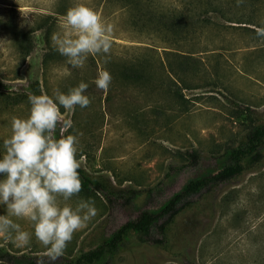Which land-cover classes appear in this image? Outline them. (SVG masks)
<instances>
[{
  "label": "rangeland",
  "instance_id": "rangeland-1",
  "mask_svg": "<svg viewBox=\"0 0 264 264\" xmlns=\"http://www.w3.org/2000/svg\"><path fill=\"white\" fill-rule=\"evenodd\" d=\"M76 4L91 7L112 25L114 46L107 63L102 55L89 56L78 69L57 51L45 61L48 39L62 32L65 14ZM232 10L240 19L229 21L212 13L216 24L184 40L149 32L120 0H0V80L5 84L0 89V154L3 140L11 135L12 118L28 117L30 95L67 93L83 81L89 85L85 94L90 106L74 111L61 107V113L74 122L69 132L80 134L81 167L119 189L110 197L81 191L66 202L75 207L81 199L94 200L98 215L74 235L57 261L97 248L141 209L154 208L193 177L216 173L228 162L229 149L245 146L246 135L264 124V39L255 32L264 26V0H244L240 6L236 0ZM8 19L29 32L28 55L4 27ZM164 46L181 52L171 54L177 64L187 61L184 81L164 69H156L149 83L120 76L118 68L135 58L167 62ZM100 70L113 77L107 92L94 83ZM260 149L264 152V137ZM194 150L200 155L196 165L190 156ZM131 191L139 192L133 202L124 198ZM0 214H5L3 206ZM17 222L33 231L31 223ZM170 234L171 244L165 248L130 233L113 264H264V162L196 195ZM0 247L34 258L45 251L35 238L31 246L18 248L3 235ZM0 264L6 263L0 259Z\"/></svg>",
  "mask_w": 264,
  "mask_h": 264
},
{
  "label": "clouds",
  "instance_id": "clouds-1",
  "mask_svg": "<svg viewBox=\"0 0 264 264\" xmlns=\"http://www.w3.org/2000/svg\"><path fill=\"white\" fill-rule=\"evenodd\" d=\"M243 3L237 0V6ZM60 27L62 32L51 37L52 46L72 67L83 69L89 56L102 55L108 62L114 46L113 27L91 7L76 4L69 8ZM255 32L264 39V26ZM112 81L108 70H100L94 83L107 92ZM88 87L81 81L67 93L30 95L28 117H13L11 135L3 140L0 206L5 214H0V235L18 248L31 246L35 238L45 250L36 264H55L74 235L98 215L94 200L81 199L75 207L66 203L79 195L83 183L78 171L80 134L69 132L74 122L62 115L61 107L66 111L89 107ZM19 220L31 223L33 231L23 230Z\"/></svg>",
  "mask_w": 264,
  "mask_h": 264
},
{
  "label": "trees",
  "instance_id": "trees-1",
  "mask_svg": "<svg viewBox=\"0 0 264 264\" xmlns=\"http://www.w3.org/2000/svg\"><path fill=\"white\" fill-rule=\"evenodd\" d=\"M124 7L133 12V19L145 24L149 32H165L171 35L188 39L200 35L205 28L217 23L212 13L217 16L237 21L236 12L232 10L236 0H176V2L164 3L162 0H120ZM4 27L8 29L14 39L17 40L22 54L28 55L32 49V40L29 32L20 29L14 20L8 19ZM49 42V52L45 61L52 57L56 51L52 42ZM145 49L157 52V48L146 46ZM164 62L160 58L158 65L147 57H139L122 64L119 74L123 78L139 80L144 83L152 82L156 69H164L168 73H174L183 80L182 72H186L188 64L180 59L179 63L172 60L171 54L178 53L177 48L164 46ZM181 53V52H179ZM186 62V63H185ZM184 81V80H183ZM5 84L0 80V89ZM179 96V90L174 91ZM59 138V132L56 133ZM264 137V124L256 125L246 135V145L236 149H229L228 162L216 173H209L200 177L189 179L182 188L174 192L170 197L160 202L154 208H143L135 218L129 219L116 229L112 237L104 244L84 252L76 258L65 262L56 261L55 264H113V259L130 233H135L141 242H151L168 247L171 244V230L177 217L194 202L196 195L212 191L217 185L236 179L246 170H253L264 162V152L260 149V141ZM192 164H198L200 155L197 151H191ZM82 179L85 194L104 192L108 197L118 195L119 189L113 186L111 180L101 175L90 173L80 167L78 170ZM138 191H131L124 195L126 201L133 202L138 198ZM151 194H148L150 197ZM0 259L6 264H36V258L26 254H14L4 247H0Z\"/></svg>",
  "mask_w": 264,
  "mask_h": 264
}]
</instances>
